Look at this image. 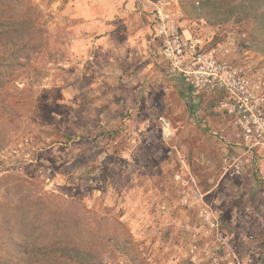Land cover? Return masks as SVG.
<instances>
[{
	"label": "rangeland",
	"instance_id": "374dc122",
	"mask_svg": "<svg viewBox=\"0 0 264 264\" xmlns=\"http://www.w3.org/2000/svg\"><path fill=\"white\" fill-rule=\"evenodd\" d=\"M8 1L31 10L36 33L29 59L0 66V257L52 264L42 247L14 253L7 230L38 236V225H59L95 264H214L209 248L244 253L251 232L264 248V150L248 151L208 100L196 98L194 112L167 76L139 0ZM108 8L130 10L132 31L105 30ZM183 12L204 37L232 41L231 56L264 77L252 22ZM227 157H240V174ZM205 208L227 244L207 228ZM28 215L39 222L20 230ZM61 216L78 225L65 230Z\"/></svg>",
	"mask_w": 264,
	"mask_h": 264
},
{
	"label": "built area",
	"instance_id": "2783aa9c",
	"mask_svg": "<svg viewBox=\"0 0 264 264\" xmlns=\"http://www.w3.org/2000/svg\"><path fill=\"white\" fill-rule=\"evenodd\" d=\"M139 1L149 16L167 76L183 80L193 97L208 100L212 110L230 117L248 151L264 150V77L251 73L231 56L232 41H214L196 30L195 23L184 15L182 0ZM225 161L235 173H241L240 157ZM202 214L207 228L217 231L220 245L227 244L219 216L208 208ZM247 238L252 246L244 253L230 247L219 252L214 247L208 255L214 264H264V248L256 243L257 233L251 232Z\"/></svg>",
	"mask_w": 264,
	"mask_h": 264
},
{
	"label": "trees",
	"instance_id": "16d2710c",
	"mask_svg": "<svg viewBox=\"0 0 264 264\" xmlns=\"http://www.w3.org/2000/svg\"><path fill=\"white\" fill-rule=\"evenodd\" d=\"M8 0H0V66L8 68L10 65L20 62L22 57L29 59L30 50L35 48V29L33 28L34 19L31 10L18 9ZM182 7L190 16L205 18L213 24H221L229 20L239 23H253L251 41L253 46L264 54V0H183ZM1 73V71H0ZM181 93H184L181 90ZM195 98V97H194ZM194 100H192L193 102ZM195 103H198L194 101ZM58 222L65 225V230L74 229L77 221L66 220L63 216L59 217ZM39 222V217L28 215L26 224L20 230H27L25 225H35ZM38 230V236L30 232H18L15 228L8 229L9 239L15 245L16 257L20 259L24 255H35L39 248H43L42 259L51 260L52 264L62 262L63 264H95L92 256L74 243L59 236L60 226L56 225L51 231ZM11 232H14L11 234ZM70 234V233H69ZM67 234L66 236H69ZM63 235V234H61ZM48 236V240L45 237ZM10 255L0 257V264H13Z\"/></svg>",
	"mask_w": 264,
	"mask_h": 264
},
{
	"label": "crops",
	"instance_id": "0c3cea01",
	"mask_svg": "<svg viewBox=\"0 0 264 264\" xmlns=\"http://www.w3.org/2000/svg\"><path fill=\"white\" fill-rule=\"evenodd\" d=\"M113 1V0H112ZM133 1H129V5H133V7H134V3H132ZM123 3V0L121 1V4ZM140 5H141V8H142V10H143V5H142V3H140ZM116 12H118L119 13V15H117V16H119L118 17V19H115V20H110V19H108L109 17H112L111 15H115V13ZM124 12V13H123ZM143 12H145L144 10H143ZM97 14V13H96ZM99 14V13H98ZM97 14V15H98ZM128 14H130V10H125V11H122V9H117V8H108L107 9V11H105L104 13H103V16L106 18V20L104 21V23H102L103 24V27H105L106 29L105 30H112V31H118V29L120 28L121 29V25H119V24H122V27H127V19H126V17H127V15ZM94 23L93 24H96V21H93ZM129 24H131V23H129ZM124 25V26H123ZM131 26V25H130ZM128 31H132V27H130L129 28V26L126 28ZM122 30H123V28H122ZM171 81H172V84L175 86V87H177V90L181 93V90L184 92V93H181L184 97H186V98H188L189 99V102L195 107H193L194 109V112L196 111V103L194 102V101H196L195 99L196 98H194V101L192 102V96L193 95H191V93H190V88H189V86L188 85H186V83L183 81V80H181V79H177V80H173V79H170ZM182 86L181 88H179L178 86ZM196 102H199V100L198 101H196ZM198 107V106H197Z\"/></svg>",
	"mask_w": 264,
	"mask_h": 264
}]
</instances>
